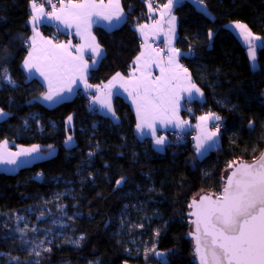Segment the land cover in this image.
Instances as JSON below:
<instances>
[{"label": "trees", "instance_id": "trees-1", "mask_svg": "<svg viewBox=\"0 0 264 264\" xmlns=\"http://www.w3.org/2000/svg\"><path fill=\"white\" fill-rule=\"evenodd\" d=\"M31 2L0 0V110L6 113L0 145L55 152L13 173L0 170V264H197L189 205L202 194H220L229 165L250 163L264 151V46L253 70L248 48L228 28L245 24L262 44L264 0L188 1L175 9L181 63L205 94L187 114L194 121L209 113L223 124L220 145L204 157L191 141L170 140L158 152L151 140H140L135 114L119 97L118 122L95 111L82 92L44 106V86L28 80L22 67ZM123 2L122 26L95 29L105 56L90 73L92 86L127 75L141 51L136 27L148 20L151 1ZM43 31L53 36V29ZM64 214L76 243L44 244L43 230Z\"/></svg>", "mask_w": 264, "mask_h": 264}, {"label": "snow or ice", "instance_id": "snow-or-ice-1", "mask_svg": "<svg viewBox=\"0 0 264 264\" xmlns=\"http://www.w3.org/2000/svg\"><path fill=\"white\" fill-rule=\"evenodd\" d=\"M196 2L202 4L203 0H196ZM172 3L173 0H169V3L165 5L169 12ZM113 5L119 9V0H109L108 4H105L104 0H99V2L97 0H82L77 4H73L69 0V5L66 8H61L59 12L56 5L53 4L52 11L46 15L49 19H55L63 24L65 28L75 27L77 35H81L82 30L89 32L90 35L89 30L92 23L95 22L93 17L107 20L109 24H112L113 20L120 21L123 15L122 10L107 11ZM32 9V21L35 24L40 19L35 13L39 11L41 16L45 13L42 7L37 9L35 3L32 4ZM174 20L175 16H172L171 21ZM235 27L241 29L240 34L246 41L250 37L260 40L259 36H253L247 25L237 23ZM33 31L36 32L35 27H33ZM172 31H174V27ZM36 35L38 36L39 33L37 32ZM211 35L212 33L209 32V37ZM32 39V50L24 61V67L29 72L35 69L47 82L48 91L43 94V100L51 102L61 96L65 90L72 92L77 78L85 84L86 88L92 87L87 84L88 66L82 54L73 56L68 51L70 45L53 44L51 41H47L45 47L37 49L35 36ZM41 39L43 38L41 37ZM92 39L95 38L92 37ZM262 46H264V42H262ZM256 47V45H249V57L253 62L256 60ZM81 48L82 46H77L78 53L81 52ZM93 54L100 55L99 45H95ZM179 54V49L171 48L168 65L161 66L163 61H160L157 66L160 67L161 75L151 79L149 68L156 61L150 57L142 61L145 53L141 52L134 62L136 64L134 73L139 71L141 75L121 84L125 91H129V87H131L129 95L132 96V102L136 106L137 130L147 127L152 129L153 135H155L154 125L158 120L160 123L172 122V118L167 114L171 111L175 116L180 100L178 88L180 91L187 92L189 96L193 89L200 92L195 84L189 83L187 86H182L177 83L180 77L174 68H182L176 63ZM95 63L96 61L93 60V64ZM183 72L187 73V69H183ZM117 77H120L119 73H117ZM186 78L190 80V77ZM113 79L115 80L116 77ZM120 79L124 80L123 77ZM104 106L110 112L112 111L110 102H106ZM2 115L5 114L0 112V116ZM113 115H115L114 112ZM200 119L206 121L209 117L202 116ZM215 119L219 120L220 117L216 116ZM216 129L219 131V125H216ZM215 135L216 132L208 133L204 141L196 138L198 140L197 151L199 152L204 147V143ZM68 139L71 140V137ZM155 143L162 144L163 137L156 139ZM33 151H38V149L22 150V154H31ZM5 163L15 164L16 161L0 155V164ZM120 182L118 180L117 184ZM189 207L195 208V211L190 215L196 217V220L192 222L196 225L195 233L192 235L196 242L195 254L199 258V264H264V154L252 164L237 166L227 177L222 192L215 199L211 195L202 196L199 201L193 200Z\"/></svg>", "mask_w": 264, "mask_h": 264}, {"label": "crops", "instance_id": "crops-1", "mask_svg": "<svg viewBox=\"0 0 264 264\" xmlns=\"http://www.w3.org/2000/svg\"><path fill=\"white\" fill-rule=\"evenodd\" d=\"M192 2L196 5L199 3L196 2V0H173L171 11L169 12V9L165 7L166 4L159 5V6H153L152 4L147 5L148 10V20L139 24L136 27V31L139 35L140 43H141V52L145 53V57L142 58H152L155 60V63H152L150 65L149 71L151 72V79H155L156 77L161 75L160 67L157 66L160 61H163V64L161 66H167L168 65V56L170 54L171 48H177V40H178V18L175 14V9L177 6L175 4H179L181 2ZM73 4L81 3L82 0L79 1H71ZM99 2V0H97ZM105 4L109 3V0H104ZM69 5V2H64L61 4L59 10L61 8H66ZM41 7H37L39 9ZM44 9L45 15L41 16V13L37 11L35 14L40 17L39 22L33 23L32 21V15L33 10L31 13V18L28 21V24L31 29V35L27 40L28 43V53L25 57L28 58L29 52L32 50L33 45V37L35 36V46L37 49H41L46 46L47 41H51L53 44H63V45H70L68 48V51L72 53L73 56L83 55L84 61L87 63L88 70L86 74L87 78V84L88 79L90 76V73L92 70L96 69L101 61L103 60L105 56V50L98 42V39L95 35V29L96 28H102L107 31H112L120 26H122L126 20H127V11L125 9V5L123 0H119V9H116L113 5L111 8L107 9L108 12H116L119 10H122L123 15L120 19V21L113 20L112 24H109L107 20H104L99 17H93V20L95 21L92 23L90 28V35L89 32H85L82 30L81 35H77L76 28H65L63 24L59 23L55 19H49L46 15L47 13L51 12L47 9ZM63 14V13H61ZM175 16V20L171 21V17ZM237 23H232L228 25V28L239 38V40L242 42V44L249 48V45L252 44L255 40L251 37L249 40H245L244 36H242L241 29H237L235 27ZM143 26V27H142ZM33 27H35L36 32L33 31ZM47 27L49 31L52 33L53 29V36L47 35L44 33V28ZM58 29V32L56 33L54 31V28ZM174 27V31H172ZM248 27V26H247ZM248 30L251 31L248 27ZM39 33L37 36L36 33ZM143 33V34H142ZM252 33V32H251ZM253 34V33H252ZM253 36H256L253 34ZM41 37L43 39H41ZM92 37L95 39L93 40ZM162 43L163 49H155L153 47V43ZM95 45H99L100 48V55L96 56L93 54V48ZM77 46H82L81 52L78 53L76 48ZM138 54V56L140 55ZM159 53V55H157ZM179 56L177 57L176 63L181 65L182 68H174L175 72L179 75L180 79L177 81L182 86H187L189 83L195 84L197 88L200 89V92H196L194 89L192 90L191 96L187 92L180 91L179 88L177 89V92L180 96L179 105L177 106V111L175 113V116L172 115L171 111L167 114L169 117L172 118L171 123H160L159 120L155 123V135H153V130L147 127L142 128L141 130H137L136 127V136L140 140L149 139L152 142L153 148L158 152H164L169 144V139L163 137V143L160 145H157L155 143L156 139L161 138L160 136L162 131L165 130H174L178 131L184 134H191L193 135V145L195 148V151L199 157L206 156L211 150L217 148L220 145V134L214 129L213 122L216 120L214 116L209 117L208 120L202 121L200 117L204 115L197 116V118L194 121L189 122L187 114L186 106L191 103H203L205 101V94L203 90L194 82V79L192 77L191 72L185 68L181 63V57L182 52L179 50ZM24 59V61H25ZM93 60L96 61L95 64H93ZM136 60V58H135ZM134 60V62H135ZM24 61L22 64V67L24 69V72L26 74V77L28 80H37L40 82L46 92L48 91L47 82L44 80L42 76H40L39 72H37L35 69H33L31 72H29L24 67ZM133 62L132 67L127 75L120 74V77H123L124 80L122 81L120 77H116L114 80L113 78L110 79L108 82L100 85V86H92L90 88H86L85 84L81 82L78 78L73 85V91H63L62 95L57 97L54 101H45L43 98H41V102L44 106L52 108L55 107L63 102H66L68 100H71L74 98L79 92H82L88 96H90V101L92 103V106L94 107L95 111L100 113L103 116L111 118L114 122H118L119 119L115 112L114 102L116 98H122L125 100L132 108L135 117H136V125L138 123V117L136 113V106L132 102V96L129 95V91H131V87H129V91H125L124 87H121V84L124 83V81H129L134 79L135 77H139L141 73L139 71H136L134 73V69L136 68V64ZM183 69H187V73L183 72ZM186 77H190V80ZM111 82V83H110ZM90 85V84H89ZM105 85H108V87H105ZM45 92V93H46ZM202 93V95H201ZM110 94V95H109ZM106 102L111 103L112 111L110 112L107 107L104 106ZM113 112L115 115H113ZM191 116V115H190ZM6 117V115H5ZM182 122V123H181ZM179 124V126H177ZM216 132V135L211 139L204 143V147L200 149V151H197V143L198 140L196 138H199L200 141H204L205 137L208 133ZM20 148L22 147H14V145L10 142H4L0 145V155H4L8 159H14L16 161V158L20 152ZM28 165L27 161H21L19 164H7L5 163V166L3 164H0V170L7 171H13L14 169H18L22 166ZM3 166V167H2ZM3 170V171H4ZM16 171V170H15Z\"/></svg>", "mask_w": 264, "mask_h": 264}, {"label": "rangeland", "instance_id": "rangeland-1", "mask_svg": "<svg viewBox=\"0 0 264 264\" xmlns=\"http://www.w3.org/2000/svg\"><path fill=\"white\" fill-rule=\"evenodd\" d=\"M42 8H44V7H42ZM251 45H256L257 46L255 48V55H256L255 62L251 61V59L249 57L252 69L253 70H257L258 69V47H260L262 44H261V41L259 40V41L253 42ZM248 54H249V48H248ZM5 81L8 82L10 80H9V78L6 77ZM0 112L4 113L1 110H0ZM4 114L6 115V113H4ZM5 115L0 116V120L5 118ZM215 121H217V120H215ZM71 122H72V119L69 120L70 124H71ZM213 124H214V122H213ZM160 136L164 137L161 134H160ZM69 137H71V140L68 139L67 145L68 146H72L73 143H74V138L71 135ZM165 138H167V137H165ZM169 141H170V139H169ZM33 148H37V147L20 148V152L18 153L19 155L16 158V164H19L21 161H27L28 165H29V164H31V163H33L35 161L47 158V157L53 155L54 152H55V151H53V152H51L49 154H43L37 148L38 151H33V152H31V154H22V150L33 149ZM3 166H5V164H3ZM15 170L17 171V169H14L13 171H7V172H12L13 173V172H16ZM19 222L21 224L24 223V217H20L19 218ZM52 224H53L52 227L45 228L43 230L44 231L43 240H46V242H43L44 244L47 243L48 245H52L54 242L59 241V240L60 241L61 240L69 241L72 244L76 243V241L71 238V235H70L69 231L67 230V228L69 227L68 226V221H67V215L64 214L61 217L53 218ZM130 242L133 243V245H135L136 249H138L140 251V249H141L140 246H138L134 240H131Z\"/></svg>", "mask_w": 264, "mask_h": 264}, {"label": "built area", "instance_id": "built-area-1", "mask_svg": "<svg viewBox=\"0 0 264 264\" xmlns=\"http://www.w3.org/2000/svg\"><path fill=\"white\" fill-rule=\"evenodd\" d=\"M150 1H151L152 5H155V0H150ZM64 2H69V0H63V3ZM168 2H169V0H168ZM33 3H35L37 7H44L45 9H47L49 11H52V5L53 4L56 5L57 10L59 9V7L62 4L61 0H51V3H49V0H32V2L30 4L31 9H32V4ZM182 4H185V1H183V2H181L179 4H175L174 3L175 6H180ZM54 31L57 33L58 29L55 27ZM153 47L155 49L164 50L162 43L154 42L153 43ZM193 109H194V106L192 105V103L186 106V110L187 111L188 110L190 111V110H193ZM204 116L211 117V115L209 113H205ZM188 121L189 122L192 121V118L190 116L188 117ZM216 125H219V131H217ZM213 127H214V129L217 132L220 133L222 131V129H223V124H222L221 120L219 119L217 121H214ZM161 135H163L164 137H167L170 140H174L177 145H183V144L187 143V141H191V143L193 144V135H191V134H184V133H181V132H178V131H174V130H165V131L161 132Z\"/></svg>", "mask_w": 264, "mask_h": 264}, {"label": "water", "instance_id": "water-1", "mask_svg": "<svg viewBox=\"0 0 264 264\" xmlns=\"http://www.w3.org/2000/svg\"><path fill=\"white\" fill-rule=\"evenodd\" d=\"M262 154H264V151L262 152ZM262 154H261V155H262ZM261 155H260V156H261ZM260 156H259L256 160H254V161H252V162H250V163H247V162H236V163L232 164L231 167H229V170H228V173H227L226 177L223 179L224 184H225V181H226L227 177L231 174L232 171L235 170V168H236L237 166H239L240 164H252L253 162L258 161L259 158H260ZM206 195H211V196L213 197V199H215V197H216V196H214V195H212V194H202V195H200L199 197H197V198L194 199V200L199 201L200 197H202V196H206ZM194 211H195V208H190V212L188 213V218H189V221H188V222H189V224L193 227L192 232L189 234V238H190V239L196 244L195 239H194V236L192 235V234L195 233V229H196V225H195L194 223H192V222L196 220V217L193 216V215H190V213H191V212H194ZM196 263L199 264V258H198V256H197V258H196Z\"/></svg>", "mask_w": 264, "mask_h": 264}]
</instances>
